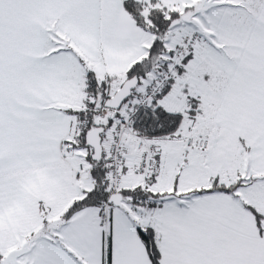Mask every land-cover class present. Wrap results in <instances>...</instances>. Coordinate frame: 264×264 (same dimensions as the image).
Here are the masks:
<instances>
[{
	"label": "snow or ice",
	"instance_id": "snow-or-ice-1",
	"mask_svg": "<svg viewBox=\"0 0 264 264\" xmlns=\"http://www.w3.org/2000/svg\"><path fill=\"white\" fill-rule=\"evenodd\" d=\"M0 264H264V0H0Z\"/></svg>",
	"mask_w": 264,
	"mask_h": 264
}]
</instances>
